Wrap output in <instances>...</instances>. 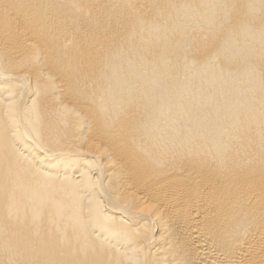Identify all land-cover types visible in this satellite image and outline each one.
<instances>
[{"label": "bare ground", "instance_id": "bare-ground-1", "mask_svg": "<svg viewBox=\"0 0 264 264\" xmlns=\"http://www.w3.org/2000/svg\"><path fill=\"white\" fill-rule=\"evenodd\" d=\"M0 264H264V0H0Z\"/></svg>", "mask_w": 264, "mask_h": 264}]
</instances>
